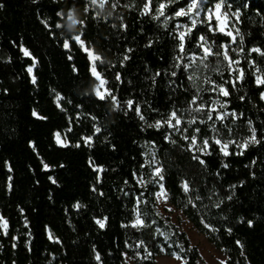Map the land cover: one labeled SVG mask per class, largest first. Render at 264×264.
Returning <instances> with one entry per match:
<instances>
[{"label": "trees", "instance_id": "16d2710c", "mask_svg": "<svg viewBox=\"0 0 264 264\" xmlns=\"http://www.w3.org/2000/svg\"><path fill=\"white\" fill-rule=\"evenodd\" d=\"M143 2L144 0H121V7L117 9L106 6L101 10V19L88 24L84 38L102 54L105 64L110 61L117 65L115 71L122 73L125 83L117 93L120 100L124 101L135 95L142 105L144 115L151 123L154 117H159L148 110L144 104L145 99L165 115L173 107L183 111L188 107L190 96L196 93L191 84L186 85L188 92L181 89L174 94L170 93L165 82L167 77L165 81H160L157 89L148 92L147 96L141 91V87L147 86L145 76L165 67L160 57L163 56L171 62L174 55L173 46L165 43L170 39L167 32L172 30L171 25L174 22L170 21L166 30L163 18L152 20L138 11ZM230 2L235 5L232 11H235L236 7L240 8V22L236 23L235 18L231 21L240 29L245 39L241 44L238 37L237 42L230 44L229 48L246 49L244 52L230 51V55L240 59L241 65L249 72L255 70L247 62L251 59H255L257 65L264 69V57L247 51L254 45L264 46V0ZM0 3L5 5L0 8V214L9 219L11 235L20 237L17 241H11L7 236L0 234V264H13V261L16 264H97L92 258L93 245L101 251L104 264H121L124 259L119 255L121 251H127L131 256L137 250L125 248L124 241L134 243L136 239L149 243L152 252L148 260L138 258V264H157L158 256H172L171 253L177 250L174 244L176 241L187 249L183 254L188 257L189 264H205L197 248L188 247L191 244L186 235L179 233L163 216L156 215L158 210L155 197L147 193V199L138 205L140 212L155 222L151 226V233L159 240H163L159 235L161 232L171 237L168 241L171 247L163 252L158 247H152L149 228H145L141 233L131 227L121 226L122 223L127 224L130 218H134L133 204L129 203L123 194L129 190L130 184H125L124 181L130 172L136 169L138 162L144 159L140 155L142 151H156L158 158L168 169L166 186L170 190L171 205L180 210L217 249H223L226 256L231 257L233 264L236 261L240 264H264V145L251 146L243 156L223 158L217 153L209 158V167L206 170L192 161L187 152L163 142L161 133L155 129L141 131V125L145 122L140 121L133 112L130 111L125 116L118 109L111 110L109 103L97 102L95 97L80 95L91 86V80L85 78L83 53L76 49L68 52L60 47L55 39L46 34L38 18V8L45 15H50V10L55 7L53 0H39L38 4H33L32 0H0ZM61 3L63 5L64 0H61ZM124 4H134L135 7L124 8ZM66 6L71 7V4ZM120 17L129 25L126 31L111 27L112 24L119 25ZM141 28L144 33H141ZM65 31L68 29L65 28ZM145 35L153 40L160 37V40L156 46L145 48ZM13 42L26 44L38 57L39 62L34 69L38 79L36 85L31 83L25 71V64L30 61L19 53ZM128 47L133 48V52L128 53L131 59L125 61L124 67H120L118 61ZM69 55L73 56L72 60H68ZM8 57H11V61ZM73 63L80 68L79 79H75L77 74L71 70ZM225 64L217 65L213 58L209 68L198 66L194 78L197 87H209L204 83L205 77L218 79L212 68L219 67L223 72ZM101 67L104 68L103 65ZM106 71L112 81L113 70ZM157 79L159 81V78ZM128 80L133 81L135 92L132 91V85L127 84ZM250 86V81H246L236 94L249 92ZM4 88L9 91L4 93ZM52 89L73 97L74 103L82 102L83 109L74 111L72 105L66 104L67 112L61 113L53 101ZM200 96L210 102L215 94L201 91ZM33 108L48 119L33 117ZM247 108V115L253 119L254 126H264V102L253 98ZM89 110L92 115L99 117L95 122L101 128L99 133L93 134L91 116H86ZM77 111L81 113L79 117L75 115ZM189 112L198 115L194 106L189 108ZM69 117L81 123L70 124ZM215 123L221 129L224 125H229L232 134L226 138L235 139L237 142L249 135V128L244 122L225 120L223 124L220 121ZM197 126L202 129L201 135H214L211 128L199 124ZM69 127L73 129L71 133L67 131ZM58 130L71 140L72 143L68 147L55 143L53 134ZM83 135H93L91 147L83 143L76 147V141ZM176 138L182 143H187L178 136ZM29 140L35 142V150L28 144ZM148 140H156L159 147L146 145ZM110 144H115L116 149ZM232 150H235L234 146ZM89 157L104 168L99 172L100 187L96 192L92 191V185L96 183L97 174L89 164ZM41 159L56 166L45 170ZM222 159H227L230 168L222 169V175L217 176L216 172ZM252 160L257 162L252 164ZM5 161L12 165V172L8 171ZM60 164L64 167H59ZM150 172L149 167L140 169L146 179ZM252 172H255V176ZM8 176H11L14 182L11 191L6 188ZM49 176L57 183H52L48 179ZM180 176L191 182L193 198L196 195L203 197L202 201L197 202L198 209L186 207L188 197L177 191ZM240 181L244 183L240 184ZM229 184H235L236 188L229 189ZM100 191L104 194L100 195ZM213 192L217 194L213 195ZM225 192L234 193L233 199L225 200L221 209L213 208L212 204L223 199ZM77 201L84 207L79 210L72 208V204ZM21 208L24 209L23 213ZM93 216H107L109 219L106 227L100 229ZM201 216L220 231L214 232L206 228L200 223ZM25 217L28 220L27 228ZM249 219L254 221L252 226L246 223ZM45 226L54 236L60 238V243L48 239ZM226 227H232L233 232L227 233ZM236 239L243 242L247 260L240 255L239 246L235 245ZM12 243H16L17 248L13 249ZM28 246L31 247V252L27 251ZM109 252L112 254L109 255Z\"/></svg>", "mask_w": 264, "mask_h": 264}, {"label": "snow or ice", "instance_id": "6c2138e0", "mask_svg": "<svg viewBox=\"0 0 264 264\" xmlns=\"http://www.w3.org/2000/svg\"><path fill=\"white\" fill-rule=\"evenodd\" d=\"M33 4H38L39 0H32ZM71 4V7H67V4ZM53 7L50 10V15H45L43 11L39 8L37 9L38 18L43 28L46 30V34L57 41V43L64 50L72 52L76 49L82 52L85 57V78L91 80V86L86 92H81L87 98L95 97L97 102L109 103L111 110H120L125 116L131 111L136 116H138L140 121L145 122L141 125V131H148L155 129L157 132L161 133V140L166 142L167 145H173L180 149L182 152H187L192 161L197 162V164L207 170L209 167V158L214 157L217 153L223 157L228 158L231 156H243L251 146L264 145V126H254L253 119L249 118L247 115L248 108L247 105L251 103L253 98H257L258 101L264 102V69L257 65L255 59L248 60L247 62L253 66L254 71L249 72L242 65L238 58H234L230 55V51L244 52L246 49L240 47L239 49H230L229 45L237 42V37H239V42L244 43V35L241 34L239 28L229 27V21L235 18L236 23L240 22V8L236 7L235 11H232L234 2L230 0H144L142 7L138 9L143 15L149 16L152 20H160L163 18L164 28L167 30L169 28V22H174L171 27L172 30L167 32V36L170 37L169 40L165 41L166 44H171L173 46L174 55L171 58V62L164 59L163 56L160 60L164 63L165 67L161 69H156L153 74L145 76L147 81L146 87H141V91L147 96L148 92L157 89L159 87L160 81H165L169 87L170 93L174 94L178 90H183V92H188L189 88L186 85L191 84L192 88H195V93L190 96L187 101L188 107L183 111L179 108L173 107L165 115L160 113L158 107H154L151 103L145 99L144 104L147 106L148 110L155 113L159 118H153L152 122H148V118L144 115L142 110V105L136 99L135 95L130 96L128 99L121 101L117 93L120 88L124 85L125 81L123 79L122 73L120 71H115L117 65L112 64L110 61L105 64L104 58L101 53L97 52L89 42L86 41L85 34L88 24L98 21L101 19V10L106 6L112 9H117L121 7V0H64L62 5L61 0H53ZM5 5L0 3V8ZM247 7V5H243ZM124 8L132 9L135 7L134 4H124ZM203 13V15H202ZM120 23L112 24V28H118L121 31H126L129 25L124 22L123 17H120ZM187 21V22H185ZM65 28L68 31H65ZM234 29V30H233ZM56 30H59L57 32ZM141 33H144V29H140ZM63 37V39H61ZM146 43L145 48H151L156 46L159 42L160 37L156 40L144 36ZM16 44L24 57L28 58L30 62L25 64V71L30 81L33 85L38 82L37 75L34 72L38 61V57L30 50L26 44L21 42H13ZM250 53H257L261 57H264V46L254 45L247 49ZM133 48L128 47L122 58L118 61L120 67L125 66V61H129L131 56L128 53H132ZM215 58L216 64H225L224 71L221 72L219 67H213L212 71L217 74L218 79L205 77L204 83L209 85L204 89L197 87L195 83V76L197 73L198 66L202 65L205 69L209 68V63ZM11 61V57L7 58ZM73 56L69 55L68 60H72ZM104 66L102 69L101 66ZM106 69H112V81L109 80ZM73 73H76L75 79H79L80 68L73 63L71 66ZM147 72V69H145ZM191 72V74H189ZM159 78V81L158 79ZM246 81H250L251 86L249 92L244 94L239 93L240 88L244 85ZM127 84L132 85V91L135 92V85H133L132 80H128ZM175 86V87H173ZM9 90L7 88L3 89L4 93ZM204 91L206 93L215 94L214 98L209 102L206 98L200 96V92ZM53 101L57 108L60 109L61 113H66V104L72 105L73 110L83 109V103H74V98L71 96H66L62 91H57L52 89ZM171 100V96L169 97ZM203 100L204 102H199ZM194 106V111L198 115H192L189 112V108ZM255 106V105H253ZM32 116L37 117L41 120L48 119L46 116L41 115L35 108L32 109ZM80 112L77 111L75 115L80 116ZM91 116V128L94 133L101 132V128L95 123L98 120V115H92L91 111L86 114ZM204 117V118H202ZM206 118V119H205ZM225 120L230 121H241L247 124L249 128V135L244 137L240 142L235 139L226 138V136H231L232 128L229 125H224L223 129L218 127L215 121H220L221 124ZM70 124L81 123L79 120H75L69 117ZM211 122V123H209ZM203 125L207 128H211L214 135H201L202 129L197 126ZM83 126V125H82ZM72 128L67 129L68 133L72 132ZM178 136L182 141L180 142L176 138ZM53 139L55 143L61 147H68L72 142L69 140L68 136L62 137L61 132L58 130L53 134ZM107 141V137H105ZM93 135H83L80 140L76 141V147H80L83 143L89 147L92 146ZM110 143V142H109ZM28 144L35 150L36 144L34 141L29 140ZM146 145H152L153 148L159 147L156 140H148L145 142ZM113 149H116L115 144H110ZM233 146L235 150L233 149ZM163 149L161 148V151ZM140 155L144 158L141 162H138L135 170L130 172L128 178L125 179V184H130L129 190L125 191L123 194L128 198L129 203L133 204L134 218H130L127 224H121L122 227H131L137 232H143L145 228L150 229L152 247H158L161 252L165 251L167 248L171 247L168 241L171 237L166 233H159L163 237V240L151 233V226L155 223L149 218H146L141 212L138 205L142 200H146V193L150 196L155 197V201L159 202V207L161 209H167L169 212L174 211L170 203V190L167 188L166 173L168 169L165 167L164 163L158 158V153L152 151L151 153L147 151H142ZM257 161L252 160L250 163L255 164ZM89 164L96 172V183L92 185V191H99L100 187V177L99 172L103 171V165L96 164L91 157H89ZM41 165L43 169L48 170L56 165H50L41 159ZM5 166L9 172L13 171L12 165L5 161ZM59 167H64L60 164ZM149 167L151 172L147 179L140 173V169ZM247 167V166H246ZM230 164L227 159H222L220 161V168L217 170L216 175H222V169H229ZM255 176V172L251 173ZM49 180L52 183H57L53 177L49 176ZM39 183V181H37ZM243 184L244 181H240ZM14 187L13 178L11 176L7 177L6 188L11 191ZM229 189H235V184H229ZM139 189H144L140 191ZM177 191L188 197V205L194 209L199 208L200 202L203 197L196 195L194 198L191 195L192 186L191 182L184 178L179 177ZM135 192V195H133ZM100 195L104 193L99 192ZM213 192V195H216ZM233 194H228L225 192L224 198L218 200L212 204L213 208L221 209V206L225 203V200L231 201L233 199ZM51 199V197H49ZM211 200V197H209ZM84 207L79 201L72 204V208L79 210ZM21 213L24 209H20ZM156 215H160L157 212ZM108 217H97L93 216V220L100 229L106 227V222ZM226 219V217H225ZM25 228L28 226L27 217L24 218ZM200 223L206 228L212 231H220L215 225L207 222L203 216L200 217ZM249 226H252L254 221L249 219L246 221ZM46 230L48 233V239L54 240L60 243V238L54 236L50 230ZM9 219L3 214H0V234L7 236L11 241H17L20 239L19 236L11 235ZM225 231L229 234L233 232L232 227H226ZM30 235V233H27ZM27 243V242H26ZM177 250L173 251L171 255L175 258L178 264H189L188 257L184 255L187 251L185 246L180 242H174ZM235 245L239 246L240 255L247 260L245 253L243 251L244 244L240 239L235 240ZM11 247L13 249L17 248L16 243H12ZM125 248L137 249L134 251L133 255L129 256L127 251H121L119 255L124 259L121 264H136L137 259L148 260L152 256L149 243L143 239H136L134 243H129L124 241ZM189 248L192 246L189 245ZM143 249V251H139ZM27 251L31 252L30 246L27 247ZM221 252L224 250L221 249ZM109 255L112 253L109 252ZM92 258L97 262V264H104L102 253L95 245L92 246ZM201 258H203V253H201ZM216 264H233L231 257L226 255L217 254L215 256ZM13 264H16L13 261ZM235 264H240L236 261ZM250 264V262H249Z\"/></svg>", "mask_w": 264, "mask_h": 264}, {"label": "rangeland", "instance_id": "374dc122", "mask_svg": "<svg viewBox=\"0 0 264 264\" xmlns=\"http://www.w3.org/2000/svg\"><path fill=\"white\" fill-rule=\"evenodd\" d=\"M235 25L231 20L229 21V27ZM236 28V27H235ZM234 30V29H233ZM238 38V37H237ZM233 45V44H232ZM63 137V135H62ZM172 206V205H171ZM156 207L160 215L169 223L175 226L179 233H183L186 235L189 240L191 246L196 247L200 256L203 253L202 260L205 264H216L215 256L217 254L226 255L217 249L205 235L201 234L190 221L182 214V212L176 209L174 206L172 208L174 211L169 212L167 209H161L159 207V202H156ZM157 264H178L173 256H169L167 254H163L156 258ZM136 264H138L136 262Z\"/></svg>", "mask_w": 264, "mask_h": 264}]
</instances>
